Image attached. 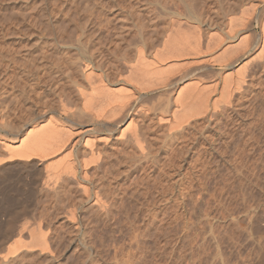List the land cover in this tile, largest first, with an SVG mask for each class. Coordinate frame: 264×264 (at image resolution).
I'll return each instance as SVG.
<instances>
[{
	"label": "rangeland",
	"instance_id": "1",
	"mask_svg": "<svg viewBox=\"0 0 264 264\" xmlns=\"http://www.w3.org/2000/svg\"><path fill=\"white\" fill-rule=\"evenodd\" d=\"M245 3V0H0V101L5 100L9 105L0 102V112L9 113L10 120L19 119L20 114L26 117V113L19 112L29 105L38 113L42 108L40 98L50 90L49 86L57 82L58 87L60 80L66 79L61 75V57L67 59V53L75 51L74 46L89 40V35L82 30L97 29L100 31L98 40L113 41L111 45L102 41L103 47H108L107 50H111L108 53L112 54L113 49L116 52V43H113L120 38L109 35L120 31L134 37L138 36L137 29L152 30L154 26H159L156 28L160 31L172 19L177 20L178 24L173 23L175 28L181 23V30L189 32L197 23L206 34L207 23L213 22L207 17L217 15L213 32L225 35L229 10H235V16H239ZM258 3L250 22L252 44L261 31L257 16L262 12L264 16V0ZM162 47L160 42L157 48ZM73 59L69 61L78 60ZM239 59L243 63V57ZM253 59L250 68L257 63ZM74 67L78 68L75 64ZM218 67L215 65L213 71L199 74L209 82L217 77L214 71H218ZM72 69L77 76L80 69L77 72ZM64 80L60 83L66 87L65 92L74 95L72 88L68 90L70 83L65 85L67 79ZM259 80L261 84L258 80H249L251 90L245 106L234 110L220 107L222 111L217 117L220 120L212 123L217 127L205 133H209L204 138L208 147L214 144V137L220 138L214 144L215 151L207 156L204 153L206 167L197 169L191 157L192 169L186 164L176 171L171 169L173 174H161L162 180L171 186L168 185L169 191L166 190L163 198L154 196L149 202L148 189H144L145 192L141 189L145 198L134 206L132 197L126 195L128 199L122 206L127 212L120 206V212L117 209L119 213L115 212L109 220L97 219L92 208L83 212L79 204H75L80 209H77L80 223L77 229L65 218V212L74 206L76 199L68 204V201H58L45 189L39 188L35 193L33 176L24 174L18 178L15 170L6 180L0 177V234L3 230L24 227L20 237L28 242L30 232L41 228L48 232L51 246L46 254L37 248L32 252L22 250L6 261L0 258V264H264V72ZM165 94L159 96L158 102L157 98L145 100V106L163 103L162 109L169 108L167 100L171 93ZM10 102H14L11 104L12 107L15 104V110ZM225 113H230L229 117H223ZM158 172L157 169L152 173ZM148 179L146 185L151 190L150 182H153ZM152 193L155 194L152 190L147 195L153 196ZM122 211L124 213L120 214ZM14 238L17 236L9 240L0 236V253Z\"/></svg>",
	"mask_w": 264,
	"mask_h": 264
},
{
	"label": "bare ground",
	"instance_id": "2",
	"mask_svg": "<svg viewBox=\"0 0 264 264\" xmlns=\"http://www.w3.org/2000/svg\"><path fill=\"white\" fill-rule=\"evenodd\" d=\"M245 1L239 16H235V10H229L225 35L213 32V22L218 19L217 15L206 16L209 21H213L207 23L206 34H203L197 23L193 24L194 29L189 32L181 30V23L179 28H175L173 23L177 20L172 19L160 31L157 29L159 26H154L152 30L137 29V40L134 39L138 36L134 38L130 33L116 31L115 35H109L105 32L120 38L119 42L113 43H116V52L113 49L112 54L108 53L111 50H107V46L106 49L103 47L102 41L107 39L98 40L100 31L80 28L83 34L89 35V40L74 46V52H66L67 59L61 57L59 60L61 75L67 79L64 78L65 85L70 83L68 90L72 88L74 95L65 92L66 87L60 83L62 79L58 81V87L57 82H52L53 85L50 84L48 88L50 90L42 95L41 105L38 103L42 108L38 109V113L29 105L26 110L19 112L26 113V117L20 114L19 119L10 120L9 113L0 112L1 179L6 180V176L15 170L18 178L24 174L33 176L35 181L32 180V184L37 182L32 186L35 193L39 188L45 189L58 201H68V204L70 200L76 199L78 202H73L74 206L72 204L73 207L65 212V218L78 229L79 208L83 212L92 208L90 211L95 218L109 220L115 216L117 209L119 212L120 208L125 211L122 205L128 199L126 195L132 197L134 206H138L140 200L145 198L142 193L144 189H148L147 201L154 196L163 198L169 191V184L162 180V173H171V169L176 171L186 164L190 169L194 166L197 169L206 167L208 162L203 159L204 153L207 156L215 151L214 144L220 138L212 137L214 146L208 147L204 138L209 133H205L217 127V124L212 123L218 120L222 111L220 107L223 105L226 110H234L245 106L251 90L248 89L249 80H258L260 84L262 82L259 79L264 72V16L263 12L260 17L257 16L261 31L252 44L249 37L250 22L252 11L256 10L259 3L258 0ZM160 42L162 49L157 48ZM240 57H243V63L239 62ZM73 58H78L79 63L69 61ZM252 59L257 63L250 68ZM74 64L80 69L79 78L72 71V68L76 72L78 70ZM215 65H219L220 70L214 71L218 73L217 77L205 81L199 72L213 71ZM223 68H226L225 71H222ZM177 71L181 72L180 75L176 74ZM169 92L171 96L169 100L166 99L169 108L164 110V104H157V100ZM155 98L158 106H145V100L148 102V99ZM0 102L4 106L8 104L5 100ZM11 103L12 107L14 102ZM158 110L159 113L156 112ZM229 115L225 113L222 116ZM191 157L195 158L192 168ZM157 169L159 172L154 175L152 172ZM170 173L169 177L173 174ZM169 177L167 179L171 181ZM146 178L153 182H150L151 190L147 187ZM152 190L155 194L149 197L147 194ZM84 201L88 204L83 205ZM23 229L1 232L0 236L6 240L17 236L0 253L3 261L22 250L32 252L37 248L45 254L50 252L47 231L38 228L30 232L31 240L24 242L20 237Z\"/></svg>",
	"mask_w": 264,
	"mask_h": 264
}]
</instances>
